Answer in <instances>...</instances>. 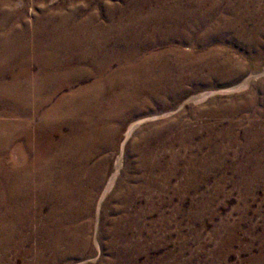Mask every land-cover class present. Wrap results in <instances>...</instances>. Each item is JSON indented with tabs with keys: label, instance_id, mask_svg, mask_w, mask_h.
<instances>
[{
	"label": "rangeland",
	"instance_id": "1",
	"mask_svg": "<svg viewBox=\"0 0 264 264\" xmlns=\"http://www.w3.org/2000/svg\"><path fill=\"white\" fill-rule=\"evenodd\" d=\"M6 1L28 21L76 8L82 19L96 13L103 24L108 23L106 5L118 3L122 11L126 1L131 2ZM206 1L210 13L195 16L200 14L197 2ZM138 2L146 5L145 13L127 34L142 49L139 58L129 62L133 73L116 76L112 86H105L104 107L113 101V114H100L103 132L89 164L101 163V173L88 205L74 215L86 243L47 249L44 262L57 258L58 264H251L254 256L264 254V0ZM189 6L194 10L186 15L178 12ZM177 23H186L188 41L159 43L158 33L176 30ZM125 48L122 43L117 49L124 53ZM121 65L115 62L112 71ZM94 79H82L72 91ZM244 82L246 87L238 88ZM141 119L148 121L126 140L129 128ZM120 159L116 183L103 198ZM72 206L79 209L77 202ZM48 212L18 230L20 239L9 249L0 247V264H40V247L48 248L49 241L37 231L52 227L45 221Z\"/></svg>",
	"mask_w": 264,
	"mask_h": 264
},
{
	"label": "bare ground",
	"instance_id": "2",
	"mask_svg": "<svg viewBox=\"0 0 264 264\" xmlns=\"http://www.w3.org/2000/svg\"><path fill=\"white\" fill-rule=\"evenodd\" d=\"M130 1H126L122 11L117 10L118 3L115 7L106 5L104 10L107 12V24L101 23L95 12L82 19L76 6L73 13L66 14L64 10L55 15L28 21L21 12L10 10L12 2L5 0L0 5V247L2 249H9L10 245L19 238L18 230L40 220L46 209L49 212L45 216V221L51 223L52 227H43L37 231L47 236L49 241L46 243L49 244L48 248L44 245L40 247V264L47 262L58 264L57 258L44 262L43 253L47 249L57 251L62 246L72 248L85 240V237L82 238L83 235H80L81 226L75 225L74 215H81L80 207L88 205L90 195L95 189L96 179L101 173V163L92 167L89 164L98 151L96 143L101 137L103 124L100 121V114L104 111L108 118L113 114V105H111L113 101L108 102L104 107V95L108 88L105 86L107 84L112 86V79L116 76L133 73V66H130L129 62L139 58L137 53L142 49L138 50L140 42L127 32L132 30L135 19L145 13L146 5L139 4L138 1L142 0ZM206 3L207 1L197 2L200 14L195 16L200 18L204 13H210L206 11ZM190 8L194 10L189 6L178 9V12L184 16ZM201 21L194 24L193 29L201 25ZM185 24L180 26L177 23L174 27L176 30L159 32L158 42L173 44L176 38L188 41L186 35L188 32L185 34L183 31L186 28ZM188 28L186 30H189ZM115 35L119 39L114 42L112 37ZM122 43L126 44L124 53L117 49ZM152 46L154 44L151 43L150 47ZM115 62L124 65L113 72ZM90 76L96 79L93 84L72 91L82 79ZM246 85L247 83L238 88ZM67 89L72 92L63 94ZM147 121L148 119H141L133 123L125 139H129L133 132ZM65 130L69 132L66 133ZM121 165L120 159L103 198L113 189ZM75 202L79 204L78 210L73 209L72 205ZM250 261L251 264H264V254L254 256Z\"/></svg>",
	"mask_w": 264,
	"mask_h": 264
}]
</instances>
